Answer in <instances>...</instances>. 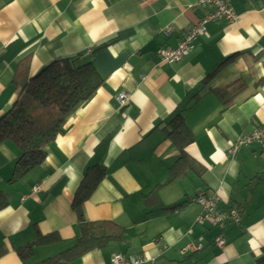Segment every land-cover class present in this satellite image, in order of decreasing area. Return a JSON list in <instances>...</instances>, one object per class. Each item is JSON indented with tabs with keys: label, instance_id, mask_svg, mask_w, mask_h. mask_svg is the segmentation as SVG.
<instances>
[{
	"label": "crops",
	"instance_id": "crops-1",
	"mask_svg": "<svg viewBox=\"0 0 264 264\" xmlns=\"http://www.w3.org/2000/svg\"><path fill=\"white\" fill-rule=\"evenodd\" d=\"M197 2L0 0V117L56 59L80 56L104 79L44 162L16 182L19 149L0 143V264H40L75 246L71 204L97 166L106 176L85 217L126 233L68 264H112L120 254L138 264H264V153L254 143L229 154L264 128V0H229L235 20L209 23L187 57L163 62L160 51L176 49L212 11ZM187 131L193 140L181 145L175 135ZM201 193L241 221L201 224ZM49 235L56 240L38 242Z\"/></svg>",
	"mask_w": 264,
	"mask_h": 264
},
{
	"label": "trees",
	"instance_id": "trees-1",
	"mask_svg": "<svg viewBox=\"0 0 264 264\" xmlns=\"http://www.w3.org/2000/svg\"><path fill=\"white\" fill-rule=\"evenodd\" d=\"M104 79L94 64L81 62L80 56L59 58L44 66L23 87L18 100L0 117V143L11 142L19 149L11 182L25 177L47 157V147L59 135L71 116L89 102ZM175 132L177 133L178 130ZM180 144L193 140L189 131L180 132ZM186 141V142H185ZM181 149V152L184 153ZM106 176L105 167H89L71 204L80 228L77 243L56 258L40 264H68L87 253L123 240L125 228L114 222H91L84 214V204ZM1 204V206H3ZM55 235L42 236L39 243L52 242ZM32 251L28 248L26 251ZM21 250V255L26 256Z\"/></svg>",
	"mask_w": 264,
	"mask_h": 264
},
{
	"label": "built area",
	"instance_id": "built-area-1",
	"mask_svg": "<svg viewBox=\"0 0 264 264\" xmlns=\"http://www.w3.org/2000/svg\"><path fill=\"white\" fill-rule=\"evenodd\" d=\"M229 0H198L197 6L204 9L208 8L212 11L201 17L199 23L183 38L182 42L176 49L160 51L159 55L163 62L175 63L187 57L197 41L198 37L207 33L208 25L211 22H219L222 20L233 21L236 19L235 12L229 8ZM171 28L166 33H171ZM130 100V94L127 92L121 93L118 96V102L121 106H125ZM257 143L261 146L264 153V128L255 130L249 135L237 140L229 149V154L236 155L238 149L242 146H250ZM35 191H39L38 186L34 187ZM202 206V215L198 221L201 224L210 222L211 224L224 228L229 222L239 223L241 221V213L236 208L223 210L218 204V198L207 196L201 193L194 199ZM219 247L225 246V240L222 236L216 239ZM141 259L136 256L116 255L112 259V264H138Z\"/></svg>",
	"mask_w": 264,
	"mask_h": 264
}]
</instances>
